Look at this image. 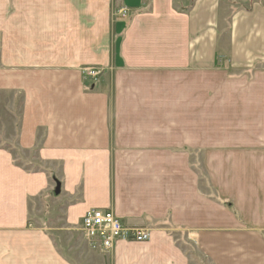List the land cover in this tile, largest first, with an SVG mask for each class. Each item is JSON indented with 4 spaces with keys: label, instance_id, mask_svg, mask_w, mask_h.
Here are the masks:
<instances>
[{
    "label": "crops",
    "instance_id": "crops-1",
    "mask_svg": "<svg viewBox=\"0 0 264 264\" xmlns=\"http://www.w3.org/2000/svg\"><path fill=\"white\" fill-rule=\"evenodd\" d=\"M239 3L0 0V93L22 98L2 142L46 165L0 145V264H73L40 219L47 189L69 229L104 208L150 230L83 240L77 264H264V4Z\"/></svg>",
    "mask_w": 264,
    "mask_h": 264
},
{
    "label": "rangeland",
    "instance_id": "rangeland-1",
    "mask_svg": "<svg viewBox=\"0 0 264 264\" xmlns=\"http://www.w3.org/2000/svg\"><path fill=\"white\" fill-rule=\"evenodd\" d=\"M233 1V0H231ZM239 4L250 6L253 2L264 0H237ZM22 98L19 96L12 97L8 93H0V145L6 146L12 153V157L18 164L27 169L43 170L46 168L44 162L36 159L34 152L21 154L15 150L9 142H2L4 138L12 139L14 137V122L18 121V108ZM13 101V105H12ZM12 107V108H10ZM3 144V145H2ZM201 177L205 178L201 172ZM40 219H43V227L49 229L57 249L73 264H77L79 257L85 254V243L82 232L79 228L69 229L63 223V203L60 196H55L52 189H47L37 198ZM47 224V225H46ZM79 226V225H78ZM65 227V228H64ZM57 231V232H55ZM134 243V242H133ZM194 251V250H193ZM192 264H207L206 261L189 249ZM199 256V257H198Z\"/></svg>",
    "mask_w": 264,
    "mask_h": 264
},
{
    "label": "built area",
    "instance_id": "built-area-1",
    "mask_svg": "<svg viewBox=\"0 0 264 264\" xmlns=\"http://www.w3.org/2000/svg\"><path fill=\"white\" fill-rule=\"evenodd\" d=\"M124 15L126 9H121ZM103 72L102 67H88L86 77L97 80ZM79 229L84 241L91 250L107 251L119 242L143 243L149 240L150 230L125 225L111 210L104 208L89 209L81 218Z\"/></svg>",
    "mask_w": 264,
    "mask_h": 264
},
{
    "label": "water",
    "instance_id": "water-1",
    "mask_svg": "<svg viewBox=\"0 0 264 264\" xmlns=\"http://www.w3.org/2000/svg\"><path fill=\"white\" fill-rule=\"evenodd\" d=\"M59 191H60L59 187H56V189H55V194H58Z\"/></svg>",
    "mask_w": 264,
    "mask_h": 264
},
{
    "label": "trees",
    "instance_id": "trees-1",
    "mask_svg": "<svg viewBox=\"0 0 264 264\" xmlns=\"http://www.w3.org/2000/svg\"><path fill=\"white\" fill-rule=\"evenodd\" d=\"M226 205H227L228 207H231L228 203H226Z\"/></svg>",
    "mask_w": 264,
    "mask_h": 264
}]
</instances>
